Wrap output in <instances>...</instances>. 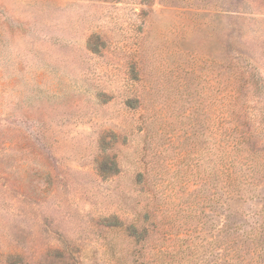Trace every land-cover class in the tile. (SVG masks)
<instances>
[{"label": "rangeland", "instance_id": "rangeland-1", "mask_svg": "<svg viewBox=\"0 0 264 264\" xmlns=\"http://www.w3.org/2000/svg\"><path fill=\"white\" fill-rule=\"evenodd\" d=\"M225 79L264 160V0H0V264H165L146 241L215 235Z\"/></svg>", "mask_w": 264, "mask_h": 264}, {"label": "trees", "instance_id": "trees-1", "mask_svg": "<svg viewBox=\"0 0 264 264\" xmlns=\"http://www.w3.org/2000/svg\"><path fill=\"white\" fill-rule=\"evenodd\" d=\"M240 72L241 69L236 70ZM250 76L254 84L262 85L258 73H250ZM225 80L218 113L214 115V106L210 108L212 144L207 147L209 178L218 181L221 191V195L218 191L212 195L219 196L223 222L210 239L190 237L193 229L189 228L185 229L188 238L177 237L176 246H154L146 241L145 248L151 245L148 250L155 249L158 258L165 257V264H264V160L249 149L253 131L248 127L253 119L243 104L241 86ZM216 126L220 127L217 144L214 141ZM246 202L249 207H245ZM148 231L142 226L141 232L146 237ZM174 231L177 229L162 234L170 237Z\"/></svg>", "mask_w": 264, "mask_h": 264}]
</instances>
